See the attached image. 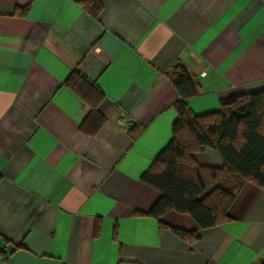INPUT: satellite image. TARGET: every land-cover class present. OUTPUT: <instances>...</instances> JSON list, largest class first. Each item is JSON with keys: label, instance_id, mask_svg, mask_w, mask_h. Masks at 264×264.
<instances>
[{"label": "crops", "instance_id": "obj_1", "mask_svg": "<svg viewBox=\"0 0 264 264\" xmlns=\"http://www.w3.org/2000/svg\"><path fill=\"white\" fill-rule=\"evenodd\" d=\"M96 1L97 19L81 0H0V264H259L261 189L243 183L212 228L163 215L196 232L186 242L147 214L159 193L140 177L171 139L175 66L195 115L264 90V0ZM71 73L105 119L91 137ZM193 159L221 167L211 150Z\"/></svg>", "mask_w": 264, "mask_h": 264}, {"label": "trees", "instance_id": "obj_2", "mask_svg": "<svg viewBox=\"0 0 264 264\" xmlns=\"http://www.w3.org/2000/svg\"><path fill=\"white\" fill-rule=\"evenodd\" d=\"M90 2V6L86 0L80 3L84 11L97 19L101 6L96 0ZM166 77L179 99L173 106L176 118L171 126V139L140 177L141 182L159 193L147 214L157 219L161 228H169L161 221L168 212L191 217L199 229L228 223L231 221L228 210L236 189L249 183L264 192V90L227 98L216 111L195 115L185 104L196 95V86L185 69L175 66ZM64 84L85 105H90L92 89L82 77L71 73ZM88 108L79 129L91 137L105 119L96 107ZM138 129L132 125L129 132L134 136ZM206 150L219 157L220 168L199 166L194 161L193 155ZM231 179L237 180L238 185L228 189L224 183ZM169 229L182 241L197 239L195 231ZM259 264H264V260Z\"/></svg>", "mask_w": 264, "mask_h": 264}]
</instances>
